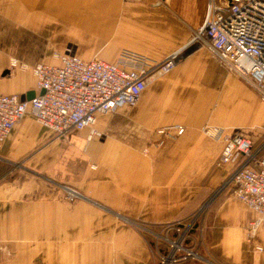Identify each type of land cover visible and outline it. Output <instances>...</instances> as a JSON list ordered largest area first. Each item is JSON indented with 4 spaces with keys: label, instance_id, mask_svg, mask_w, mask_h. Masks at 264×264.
Wrapping results in <instances>:
<instances>
[{
    "label": "crops",
    "instance_id": "1",
    "mask_svg": "<svg viewBox=\"0 0 264 264\" xmlns=\"http://www.w3.org/2000/svg\"><path fill=\"white\" fill-rule=\"evenodd\" d=\"M208 2L0 0V93L34 96L32 66L58 63L57 52L107 61L122 49L154 60L176 53L133 105L98 112L89 126L56 135L31 111L15 123L0 147V264H157L134 223L203 204L205 254L264 264V221L251 234L256 212L221 187L235 165L219 161L222 143L202 130L239 132L264 155V97L205 37L193 39ZM174 124L183 131L155 132Z\"/></svg>",
    "mask_w": 264,
    "mask_h": 264
},
{
    "label": "built area",
    "instance_id": "2",
    "mask_svg": "<svg viewBox=\"0 0 264 264\" xmlns=\"http://www.w3.org/2000/svg\"><path fill=\"white\" fill-rule=\"evenodd\" d=\"M199 37L208 40L223 63L248 75L264 97V0H209L193 39ZM55 56L58 63L32 66L38 89L34 96L0 93V147L27 111L56 135L80 129L93 124L98 112L133 105L149 77L169 71L176 63V53L154 60L130 49H122L115 61L59 52ZM11 65L27 67L16 58ZM183 129L181 124L164 125L155 132L169 137ZM202 130L222 143L219 161L235 165L221 187L231 186L232 193L256 212L250 222L252 234L264 221V155L239 132L230 133L218 125H205ZM65 189L69 198L79 195L73 188ZM206 207L203 204L186 217L166 222L134 223L146 235L157 264H217L199 249ZM256 248L264 250L261 245Z\"/></svg>",
    "mask_w": 264,
    "mask_h": 264
},
{
    "label": "trees",
    "instance_id": "3",
    "mask_svg": "<svg viewBox=\"0 0 264 264\" xmlns=\"http://www.w3.org/2000/svg\"><path fill=\"white\" fill-rule=\"evenodd\" d=\"M202 221H203V219H202ZM194 232H196V231H194ZM164 246H165V245H164ZM199 249L203 252L202 244L199 245ZM217 260L220 261V263L225 264V263H224L223 261H221L220 259L217 258ZM156 263H157V262H156Z\"/></svg>",
    "mask_w": 264,
    "mask_h": 264
},
{
    "label": "rangeland",
    "instance_id": "4",
    "mask_svg": "<svg viewBox=\"0 0 264 264\" xmlns=\"http://www.w3.org/2000/svg\"><path fill=\"white\" fill-rule=\"evenodd\" d=\"M204 244H205V243H204ZM202 245H203V244H202ZM215 262H216L217 264H222V263H220V261H217V260H216Z\"/></svg>",
    "mask_w": 264,
    "mask_h": 264
},
{
    "label": "water",
    "instance_id": "5",
    "mask_svg": "<svg viewBox=\"0 0 264 264\" xmlns=\"http://www.w3.org/2000/svg\"><path fill=\"white\" fill-rule=\"evenodd\" d=\"M30 97V96H29Z\"/></svg>",
    "mask_w": 264,
    "mask_h": 264
}]
</instances>
